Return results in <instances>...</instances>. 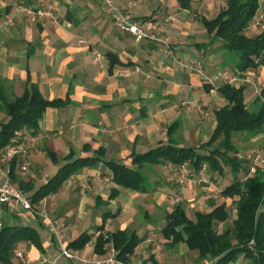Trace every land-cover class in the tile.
<instances>
[{
	"label": "crops",
	"instance_id": "0c3cea01",
	"mask_svg": "<svg viewBox=\"0 0 264 264\" xmlns=\"http://www.w3.org/2000/svg\"><path fill=\"white\" fill-rule=\"evenodd\" d=\"M128 1L113 0V3L126 9L133 18L148 14L144 5L151 0H146V3L145 0H136L130 4ZM178 8L181 12L189 10ZM3 9L5 12L0 16V84L5 94H21L29 76L45 97L68 98L64 106L46 109L35 134L23 132L25 136L20 144L26 148L27 162H32L38 170L42 168L40 174L31 172L25 178L32 179L36 188L56 172L58 164L46 155V148L56 152L58 163L69 153L73 157L95 155L98 148L103 149V162L85 167L70 176L58 191L42 198L36 206L40 209L38 212L44 214L47 205L49 208L56 206L64 209L63 231L68 236L65 244L80 234L96 216V197L100 195L106 198L108 195L101 191L103 180L108 188L115 185L110 179L111 169L104 161L128 162L132 152L141 153L169 139L178 145H197L206 141L215 125L214 111L225 101L218 91V86L223 82L222 74L234 76L231 81L233 85L245 84L247 88L250 85L244 78L251 80L256 73L262 74L264 71L261 65L245 71L238 70L236 58L234 62L228 61V53L220 42L210 41L202 25H194L196 22L193 25L197 26L203 37L183 43L173 41V58L165 52L160 39L164 32H169L175 41L191 35L182 26L180 15L173 19L175 21L163 22V14L157 12L153 17L158 18L155 22L159 27L155 25L156 32L152 31L156 38L136 39L133 34L114 24L103 0H0V10ZM109 52L115 53L120 61H111L107 55ZM179 61L189 66L181 67ZM192 63L201 65L200 73L190 66ZM244 95L247 104L253 106L255 96L252 91L248 90ZM3 116L4 113L0 112V119ZM172 122H177L178 126L169 136L167 127ZM240 138L239 135L236 137L241 147L245 144L251 146L263 140V133L249 139L246 136ZM40 155L44 158L43 165L37 161ZM47 157L53 164L49 163ZM0 161L4 165L8 163L5 170L0 168L3 170L1 183L9 177V160ZM48 167L55 171L46 173ZM180 170L181 166L170 163L154 165L153 172L148 174L152 187L150 191L137 192L118 186L120 191L115 200L120 202L122 210L116 218L106 220L105 226L109 227L108 222L114 220L119 225L117 228L130 227L133 217L127 219L125 216L127 203L131 204L128 212H132L136 207L133 204L140 199L139 203H143V208L150 215L147 212L144 221H138L141 230L137 231L143 240L131 255V264H142L149 255L159 262L176 264V260L173 262L175 250H180L183 257L182 254L186 255L189 249L184 243L170 245L163 237L160 229L165 223V213L171 210L176 201H184L186 211L192 207L206 210L211 194H205L204 190H211L210 187L215 188L216 185L220 190L229 181L228 175L224 177L205 169L202 175L207 176L209 183L197 185L190 178L187 180L191 181L181 182L180 175L176 177ZM16 173L24 177L17 169ZM85 176L92 178L89 187L79 189L75 184ZM125 193L130 195L131 201L121 197ZM111 202L115 203L114 199L110 200L109 206ZM28 214L27 210L19 209L12 203L0 206L1 221L27 224L36 230L39 226L47 232L46 221L38 219L29 222ZM96 218L100 224L101 213ZM80 227L82 230H79ZM154 234L159 236L158 240L165 247L163 252L153 243L150 245ZM39 236L44 253L33 244L18 242L16 245L15 250H23L28 257V264L40 260L45 254L54 255L60 247L57 239L44 238L43 234ZM84 251V248L74 250L81 255H85ZM192 254L195 264L210 262L208 258L199 261L197 252ZM58 260L60 264H67L61 256H58ZM69 261L70 264H82L73 259ZM238 261L247 264L243 258Z\"/></svg>",
	"mask_w": 264,
	"mask_h": 264
},
{
	"label": "trees",
	"instance_id": "16d2710c",
	"mask_svg": "<svg viewBox=\"0 0 264 264\" xmlns=\"http://www.w3.org/2000/svg\"><path fill=\"white\" fill-rule=\"evenodd\" d=\"M177 1L180 8H191L192 0ZM261 2L225 0L213 16H197L210 41H219L223 50L235 54V66L240 71L260 65L264 67V27L252 35L246 33ZM3 12L4 9L0 10V16ZM135 20L147 23L151 21V16L135 17ZM107 55L111 61H120L113 52ZM23 87L21 94L8 96L0 84V112L4 113L0 119V155L8 147L20 144L25 136L24 131L35 134L48 107L64 106L68 101V98L45 97L29 76ZM245 87V84L235 86L229 82H222L218 86L225 101L214 111L215 125L206 141L197 145H178L169 139L141 153L132 152L128 162L104 161L111 169L110 179L115 185L109 188L107 198L96 197V206L106 205L117 198L120 191L118 186L137 192L150 191L152 187L148 174L153 172L156 164L185 165L191 178L204 165V169L210 172L223 175L227 171L231 177L220 189L219 196L207 199L208 209H196L192 218L186 211L185 202L176 201L171 210L165 213L161 233L170 245L184 243L189 250L196 251L199 261L208 258L209 264H239L238 260L243 258L247 264H264V165L251 171L247 159L238 157L236 139L238 135L249 139L259 133H263L264 139V87L255 96L253 106H249L245 100ZM177 126V122H172L167 127L169 136ZM102 152L100 147L95 155L73 157L69 153L58 163L56 152L46 148V155L58 164V168L36 188L32 179L16 173L20 161L18 155L8 159V175L22 192L31 191L28 197L35 208L42 198L58 191L70 176L85 167L103 162ZM230 206L236 209L234 216ZM119 212V208L103 211L101 223L97 225L99 234L93 242V251L103 254L111 246L116 251L117 259L131 264L130 257L143 240L137 229L117 228L105 233L103 228L107 218L115 217ZM1 223L0 264H16L13 257L18 242L31 243L44 252L35 227L16 222ZM89 240L91 234L86 230L69 240L66 246L82 249ZM147 262L167 264L157 261L153 255L144 259L142 264Z\"/></svg>",
	"mask_w": 264,
	"mask_h": 264
},
{
	"label": "rangeland",
	"instance_id": "374dc122",
	"mask_svg": "<svg viewBox=\"0 0 264 264\" xmlns=\"http://www.w3.org/2000/svg\"><path fill=\"white\" fill-rule=\"evenodd\" d=\"M262 2L264 3V0H262ZM262 2H261V5L263 4ZM145 3H146V0H145ZM224 3H225V0H192L191 8L188 11L183 10L182 12L178 8L179 5H178V1L177 0H154V1L151 0L150 3H146V5H144V6H146V13L150 14V16H151V22L154 25H157V27H159L158 24H156L158 18L157 17H153V16L158 14L157 12H160L161 14H163V18H162L163 22H166V20L167 21H175L173 19H176L177 16H179V15L182 16V17H180L179 20L182 23V26L184 28H186V30H188L191 35L188 34L186 38L182 37L179 41H175V39L173 40V37H172V35L169 32H164L163 36H162L163 37L162 39L166 40V44H168V47H167V49H168V48H171V45L173 44V41L175 43H183L184 41L187 42V41H192L193 39L194 40L195 39H201L203 36L201 35V33L198 32L197 26H194V25H198L197 23H200L198 21L197 16L211 17L218 11L219 7H221ZM138 13H143V11H139ZM113 22H114V20H113ZM193 22H196V24L193 25ZM165 27L167 28V26H165ZM263 27H264V5L262 6V8H260L258 10L255 18L253 19V21L250 23L248 29L246 30V33L248 35H252V34L258 32ZM155 30L156 29H152L153 32ZM157 33H158V31H157ZM169 37H171V39H169ZM226 52L228 53V55H226L227 60L234 62L235 54L233 52H231V51H226ZM172 54H173V51H172ZM172 57L175 58L174 56H172ZM252 79L254 80V83L256 84V87L258 89L264 87V71L263 70H262V74L256 73L254 78H252ZM246 83L249 84L250 82H246ZM249 85H250L249 87H247V88L245 87L244 94H246L248 92V90H251L253 95L256 96L255 95L256 93H255L254 85L252 83L249 84ZM238 145H239V143H238ZM237 154H238V157L247 159L249 168L253 167L255 169L259 165H261V167H262L264 165V139L262 141L259 140V141L255 142V143L251 144V146H248V144H245L243 147H241L239 145V150H238ZM256 155H259L260 159L257 160V164L255 165V164H253V161H254V158L256 157ZM26 156H27V153H26ZM26 156H25L24 159H21L18 162V165H17L18 172H20L21 175L26 177V178H27V176L30 175L31 172H39V174H40V172H42V168L40 167L39 168L40 170L36 169L32 162L30 163L29 160L27 162L28 158ZM47 159H48L49 163L53 164L48 157H47ZM37 161L41 165H43V163H44L43 156L42 155L38 156ZM22 163H24V165H26L25 169L21 168V164ZM6 165H4V162L0 161V168L1 169L5 170L6 169ZM3 170H0V171L2 172ZM54 171L55 170L52 171V169L50 167H48V169L45 170V172L48 173V174H50L51 172L53 173ZM203 171H205V169ZM179 175H180L179 173H176V177H178ZM223 175H224V177H225V175H228L227 176L228 179H230V177H231V175L227 171ZM204 176L207 177L205 174H204ZM189 178L192 179L190 177V174H187V172H186V180L189 179ZM90 179H92L91 176L82 177L81 179H78L79 182H77L75 184V186L78 187L79 189H85V188L89 187V184H90L89 180ZM103 181L104 182H103V186L101 188V191L103 193L107 192V194H108V191H109L108 189L110 187L108 188L107 182L105 180H103ZM187 181H191V180H187ZM191 182L194 183V184L200 185L198 181H196V182L195 181H191ZM201 183H203V182H201ZM90 186H92V183H91ZM205 187L207 188L208 186H205ZM216 187H217V185H216ZM208 189L209 188H207V190H204V191H206L205 194H207V195L211 194V197L219 196L218 195L219 190L215 189L214 187H210L211 190H208ZM124 191H123V193H124ZM23 193L28 197L30 195L31 191L27 192V193H25V192H23ZM212 194H216V196H214ZM129 196L130 195H128L126 193H125V195H121V197H123L125 199V201H127V200L131 201ZM114 201H115V203L111 202L112 203L111 206H109V203H108L106 205H101L99 207H96L97 208V211L95 212L96 216H100V213H101V216H102L103 211H106V210L115 211L117 208H119L120 212H121L122 207H121L120 202L119 201L116 202L115 199H114ZM139 201H141V199L137 201V204H133V207H135V206L136 207H135V209L132 210V212H128L131 204L127 203L128 206L126 207L127 211H126V215L125 216H126L127 219L130 218V217H133V220L130 222V224H131L130 227L128 225L127 228H131V229H135L136 228V229L141 230L138 221L139 220L144 221V219L146 218L145 214L148 211H146L143 208V206H142L143 203L140 204ZM203 202H204V200H203ZM199 205H202V204L200 203ZM32 207H33L34 211L36 212V214H38V216H36V217L34 216V218H33V217H31L28 214L29 217H28L27 221L34 222V221H37L38 219H39V221H41V220H43L44 222L46 221L45 223H47L48 230H47V232H44L41 227L37 226V230H38L39 235L43 234L44 238H49V237H51V239L55 238V239H57V241H58V243L60 245V247L58 246L59 248L56 250V252L58 254L57 253H55V254L53 253L54 255H48V256H46V254H45L44 257H42L40 260H36L32 264H41V263H43V264H55V263L56 264H60V262L58 260V256L63 257L64 262L67 263V264H70L71 262L69 261V259H72V258H68V257L64 256L63 252H62L63 249L61 248L63 245L66 246V244L64 242H65V240H67L66 238L68 237V236L65 235V231H63V228H64L63 227L64 209H62V207L61 208H56V206L52 207V208H49V205H47L46 212H45L47 216H43L44 215L43 212H38V210H40L39 208H37L36 206L34 208V205H32ZM18 208L22 209L20 207H18ZM230 208H231V206H230ZM134 211H136L135 214H134ZM194 211H195V209L193 207L192 208H188V210H187L188 215L190 217H192V218L194 217ZM118 214L115 217H108L107 220L116 218L118 216ZM96 216L94 215L92 217V219L90 220V224L86 228L83 229V231L88 229L87 232H90L91 240H89V242L84 246L85 255H81L80 253H77L79 256H82L85 259L84 262L79 260V259H77L82 264H97L96 261H99V260H100V262H99L100 264H104V263H102L104 261L103 259L113 255V253L115 255V253H116L114 248H113V251L111 250V248H112L111 246L108 247V249H106V251L103 254H97V252L93 251V242H95V238L99 234V231L97 230V225H99V224L96 222V220H98V218H96ZM148 216H150L149 212H148ZM0 219H1V217H0ZM126 222L128 223L129 220H127ZM1 224H0V226H1ZM50 224H54V225L58 226L57 229H56L57 230L56 234H55L54 230L50 227ZM108 225H109L110 228L107 225L106 226L104 225V227H103L105 233L109 229H116L117 227H119V225L116 224V222L114 220L109 221ZM123 225H124V222L121 224V226H123ZM106 227H108V228H106ZM219 228H221V226ZM79 230H82V228L80 227ZM74 233H75V231L73 233H71V235H73ZM158 239H159V236L154 234L153 239L150 242V245L153 243L154 246L160 247V249H161L160 252H163V250H165V247L162 245V242L160 243V241ZM74 250L75 249L69 248V251L72 252V253H74ZM16 251H21V250L17 249V250L14 251L13 260L16 262V264H28L29 263L28 257L25 255L26 256V261H27L25 263L24 260H22L21 258H19L16 255ZM179 252H180V250H175V255L176 256H174L173 262H174V260H176V261L174 263L180 264L182 262V264H193V263L195 264V262H192V260L194 258V254H192V253H196V251L188 250L186 255L182 254L183 257L181 256V254ZM41 253H44V252H41ZM94 254H96L97 256H94ZM94 257H98L99 260L95 261L96 258L94 259ZM73 260H75V259H73ZM178 260H181V261L178 262ZM239 264H241V263H239Z\"/></svg>",
	"mask_w": 264,
	"mask_h": 264
},
{
	"label": "built area",
	"instance_id": "2783aa9c",
	"mask_svg": "<svg viewBox=\"0 0 264 264\" xmlns=\"http://www.w3.org/2000/svg\"><path fill=\"white\" fill-rule=\"evenodd\" d=\"M136 0H130L128 1V4L135 2ZM103 2L105 3L106 7H107V11L110 13V15L112 16L114 23L116 25H118L120 27V29H123L124 31H128L129 33L133 34L136 39H142L145 37H148L150 39H155V33L152 32V29L155 28V25L149 21L147 23H142L139 22L137 20H135V18H133L129 12L126 11V9L117 6L113 3V0H103ZM164 46H165V52L169 55H172V50L171 48H168V44H166V40L164 39H160ZM178 64L181 67H186L189 66L184 62L179 61ZM190 66L193 67L194 70L198 71L199 73L201 72V65L199 63H192ZM216 78V77H215ZM234 76L228 77V75H226V73L222 74V80L223 82H229L231 83V81L233 80ZM244 80L246 82H250L249 84H253L254 88H255V95H259L260 94V89H258L256 87V84L254 83L253 79H249L248 77H245ZM209 81L211 82V80L209 79ZM26 148L22 145V144H18V145H12L10 147H8L4 152L1 153L0 155V159L1 160H5V159H9L11 157H13L14 155H18L20 160L24 159L26 156ZM24 155V156H23ZM260 159L259 155H256V157L254 158L253 164H257V160ZM21 168L25 169L26 165H24V163L21 164ZM205 168V165L203 166L202 170ZM181 169L180 170V179L179 181L183 182L184 180H186V172L188 174V169L185 165H181ZM251 171L254 170L253 167L250 168ZM202 170L195 176L192 177V179L194 181H198L199 183L201 182H207L209 183L210 181L207 179V177L202 175ZM0 174L1 171H0ZM215 189L219 190L217 187H215ZM220 191V190H219ZM0 202L1 203H14L16 205L21 206L23 209L27 210L29 212V215L31 217L34 218V216H38V214H36V212L34 211L31 201L29 199V197H27L18 187L15 186V184H13L10 180L9 177L5 178V180L3 182L0 183ZM231 211L233 216L236 213V209L232 206L231 207ZM43 216H47L46 214H44ZM1 224V221H0ZM1 227V226H0ZM50 227L54 230L55 234L57 233V225L54 224H50ZM60 236V235H59ZM63 249V255L68 257V258H72L75 259L76 261H78L77 259L81 260V261H85L84 257L79 256L77 254V252H70L69 249L66 246H62L61 247ZM111 250L113 251V248H111ZM16 255L21 258L22 260H24V262L26 263V256L23 253V251H16ZM99 260L98 257L95 259ZM104 261L102 263L104 264H126L123 261L119 260L116 258V256L111 255L105 259H103ZM97 264H100V260L96 261ZM209 264V263H208Z\"/></svg>",
	"mask_w": 264,
	"mask_h": 264
},
{
	"label": "bare ground",
	"instance_id": "6f19581e",
	"mask_svg": "<svg viewBox=\"0 0 264 264\" xmlns=\"http://www.w3.org/2000/svg\"><path fill=\"white\" fill-rule=\"evenodd\" d=\"M0 204L2 205V204H8V203H1L0 202ZM14 206L16 205V204H14V203H12ZM16 206H18V207H20V208H22L21 206H19V205H16ZM23 209V208H22ZM1 220V219H0Z\"/></svg>",
	"mask_w": 264,
	"mask_h": 264
}]
</instances>
